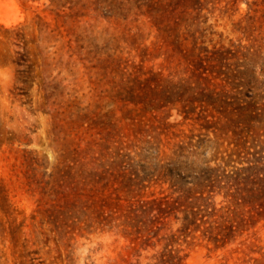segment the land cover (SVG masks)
I'll return each mask as SVG.
<instances>
[{
  "label": "rangeland",
  "instance_id": "rangeland-1",
  "mask_svg": "<svg viewBox=\"0 0 264 264\" xmlns=\"http://www.w3.org/2000/svg\"><path fill=\"white\" fill-rule=\"evenodd\" d=\"M137 1L0 0V264H154L165 240L141 247L130 204L207 196L222 173L264 88V0ZM173 247L264 264V219Z\"/></svg>",
  "mask_w": 264,
  "mask_h": 264
},
{
  "label": "trees",
  "instance_id": "trees-1",
  "mask_svg": "<svg viewBox=\"0 0 264 264\" xmlns=\"http://www.w3.org/2000/svg\"><path fill=\"white\" fill-rule=\"evenodd\" d=\"M135 3L138 1L115 0L118 8L128 10ZM236 112V129L229 143L232 147L222 173L218 175L219 167L211 168L216 172L203 178L211 185L207 196L138 199L130 204L126 216L136 229L137 238L142 239L141 247L165 240L154 264L184 263L187 254L182 255L180 248L173 247L180 235L205 240L219 248L241 230L264 219V88L257 87L248 99L244 97ZM217 194L223 195L220 206L215 200ZM179 211L184 214L182 228L159 237L164 229L163 219ZM152 239L156 241L151 243Z\"/></svg>",
  "mask_w": 264,
  "mask_h": 264
}]
</instances>
